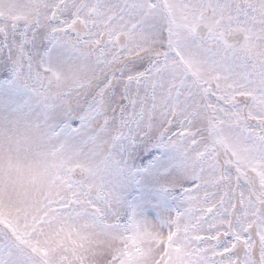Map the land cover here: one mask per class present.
<instances>
[{
	"label": "snow or ice",
	"instance_id": "6c2138e0",
	"mask_svg": "<svg viewBox=\"0 0 264 264\" xmlns=\"http://www.w3.org/2000/svg\"><path fill=\"white\" fill-rule=\"evenodd\" d=\"M0 53L7 118L62 153L55 192L0 217V264H264V0H0ZM142 134L159 220L109 181Z\"/></svg>",
	"mask_w": 264,
	"mask_h": 264
},
{
	"label": "clouds",
	"instance_id": "9594fccd",
	"mask_svg": "<svg viewBox=\"0 0 264 264\" xmlns=\"http://www.w3.org/2000/svg\"><path fill=\"white\" fill-rule=\"evenodd\" d=\"M60 148L46 129L0 118V217L23 224L55 192Z\"/></svg>",
	"mask_w": 264,
	"mask_h": 264
},
{
	"label": "rangeland",
	"instance_id": "374dc122",
	"mask_svg": "<svg viewBox=\"0 0 264 264\" xmlns=\"http://www.w3.org/2000/svg\"><path fill=\"white\" fill-rule=\"evenodd\" d=\"M4 59L0 53V63ZM21 97L22 90L12 87L10 77L0 73V115L22 107ZM157 141L158 136L142 134L139 140L121 145L124 163L109 176L116 197L149 220L161 219L173 207L159 180L157 161L164 149Z\"/></svg>",
	"mask_w": 264,
	"mask_h": 264
}]
</instances>
